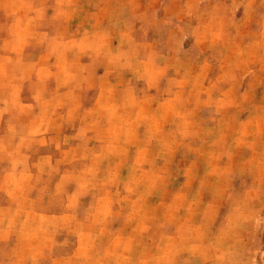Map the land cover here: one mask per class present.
<instances>
[{"label":"rangeland","instance_id":"374dc122","mask_svg":"<svg viewBox=\"0 0 264 264\" xmlns=\"http://www.w3.org/2000/svg\"><path fill=\"white\" fill-rule=\"evenodd\" d=\"M12 1L0 0L8 7L0 20H7L10 35L18 17L24 53L8 58L7 72L0 74V182L8 177L1 175L3 167L26 165V158L16 155L24 149L13 140L32 134L30 124L39 118L36 103L51 93L55 133L87 134L85 142H77L86 157L76 161L95 167L97 174L71 175L64 192L33 176L31 190L9 188L6 193L44 199L64 194L73 204V218L104 217L101 264L113 257L126 260V253L118 251L126 238L110 235L127 231L129 209L133 229L141 228L147 209L153 217L164 216L170 229L194 223L193 230L206 235L205 244L216 247L221 263L239 264L246 253L247 264H264V0H84L93 10L88 15L62 13L66 4L76 8L77 0H50V9L48 0H24L39 2L41 13L29 14L25 5L22 16L9 9ZM61 22L71 24V30L62 32ZM101 25L116 35L113 58L88 64L83 76L66 86L64 80L49 84L28 77L36 63L48 60L37 58L46 44L56 48V57L63 34L81 44ZM9 43L13 54L20 50L15 40ZM103 70L113 77L95 100ZM80 120L86 125L80 126ZM129 136L135 180L128 173ZM96 184H104L105 201L118 206L108 204L97 213L81 205L95 200ZM12 213L0 205L2 236ZM241 230L248 233V245L238 243ZM231 241L237 243L229 247Z\"/></svg>","mask_w":264,"mask_h":264},{"label":"crops","instance_id":"0c3cea01","mask_svg":"<svg viewBox=\"0 0 264 264\" xmlns=\"http://www.w3.org/2000/svg\"><path fill=\"white\" fill-rule=\"evenodd\" d=\"M97 1L99 4L102 3L100 0ZM47 3L50 9V0ZM76 4L74 9L66 4V10L62 13L74 12L82 15L93 13L89 4L84 3V0H77ZM25 5H30V10L27 13H41L40 3L35 1L25 3L24 0H14L9 9L14 10L16 16H22ZM7 8L0 5V14L5 15ZM60 26L62 32H69L72 27L68 22H61L58 27ZM96 30L94 37L89 36L81 44L71 36L66 37L63 34V49L58 54L56 53V57L52 55L56 48L46 44L47 46L39 51L37 58H42L44 61V58L49 56L48 60L36 63L31 72L27 74L28 77L48 79L50 80L49 84H53V80H64L66 86L72 81L80 79L88 64L98 63L101 58H113L111 49L114 47L116 39L114 31L103 25L96 26ZM9 40H15L16 48L18 46L20 48V50L15 49V54H13L14 50L9 51V45H11ZM147 40L150 41V39ZM23 45L24 28L22 23H18V17L15 32L11 31L10 35L7 20H0V74L7 72L8 58H23ZM78 45H80L79 50L76 51ZM50 58L59 60L51 61ZM20 74L24 73L20 72ZM97 77L99 86L95 91V100L105 93V86L112 80L113 74L103 70ZM47 95L49 96L41 97V100L36 103L39 118L30 124L33 125L32 134H20L13 140L20 144L21 149H24L16 151V155L25 157L26 165L3 167L1 170L3 171L1 175L8 177L0 182V205L12 208L13 213L8 215L10 222L6 228V236H2V232L0 235V264H3L4 256L11 257L12 264H101V256L104 255V217L98 214H87L73 218L70 213L73 204L64 198V194L63 198L57 199L55 196L51 199H44V195L35 194L33 197L24 195L20 198L19 195L6 193L9 188L31 190L33 176H36V181L43 182L45 186L49 185L53 189L64 192L70 183L68 179L71 175H80L86 178L89 173L96 171L97 174L95 167H88L86 162L76 161L86 157V150L81 145L77 147V142H85L88 138L87 134L78 138L73 134L55 133L56 107L53 104L55 93ZM52 107L54 111L48 115V111ZM78 123L80 126L86 125L85 120H80ZM128 143V173L135 180L136 169L132 168L131 162L136 160V155L135 148L130 146L132 143L130 136ZM84 186L87 190L88 184H84ZM130 187L132 189V185L130 186L129 183V193ZM133 187L135 188L134 184ZM112 189L115 194L117 189L114 186ZM108 191L112 196V190ZM131 198L132 196H129V207H132ZM108 204L111 207L118 206L115 202H106L104 184H96L95 200L85 201L81 205L93 207L98 213ZM54 206L63 207V214L51 213L49 208ZM41 207H44L45 210L37 209ZM10 223H14V225H10ZM19 223L22 225L17 228ZM193 224H186L185 228L187 229H170L164 216L153 217L152 213L145 209L140 224L141 228L137 230L132 227V211L129 209L127 231H114L110 235L113 240L126 238L125 245L118 251L120 253L122 251L121 254L126 253L127 258L121 262L119 258L113 257L109 264H228L217 260L218 256L214 253L216 247L205 244L206 235L193 230ZM237 235L240 245H248L246 231L241 230ZM73 239L75 240L71 241ZM232 239L235 238L232 237ZM236 243L231 241L228 246ZM116 251V248H113V255L116 254ZM13 256L15 257L12 258ZM244 256L243 262L240 260L239 264H247L246 253Z\"/></svg>","mask_w":264,"mask_h":264}]
</instances>
